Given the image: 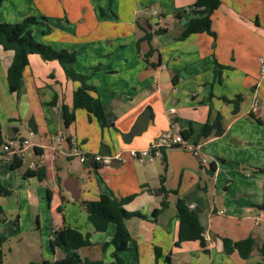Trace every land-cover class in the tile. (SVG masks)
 <instances>
[{"label": "crops", "instance_id": "0c3cea01", "mask_svg": "<svg viewBox=\"0 0 264 264\" xmlns=\"http://www.w3.org/2000/svg\"><path fill=\"white\" fill-rule=\"evenodd\" d=\"M102 1L106 4L110 0ZM246 1H252L251 10ZM8 3L15 11H28L26 16L31 11L42 16L51 15L49 11H62L58 0L0 1L3 6ZM240 3L244 4V11L239 10ZM10 14L14 20L6 21H20L15 13ZM155 16L150 12V17ZM91 17L95 20L96 11ZM136 17L138 35L133 27ZM185 17L178 18L184 20V26L191 15ZM158 18L152 29L146 15L132 12L129 24L133 36L126 58L124 42L117 41L112 48L109 42L113 37L95 35L97 24L89 27L86 19L79 21L76 30L75 26L58 24L53 26L60 32L56 37H51L49 31L38 38L55 49L75 52L74 68L89 75V83L96 87L110 123L105 127L82 108L75 109L73 122L64 124L62 107L72 108L78 83L65 76L56 60L44 61L38 54H30L18 91L10 92L6 74L13 51L0 47V149L8 139L29 142L19 168L12 169L13 159H0V183L11 191L0 196V234L10 229L19 231L21 225H26L34 232H43L49 242L55 231L70 227L90 235V244L78 249L82 258L109 263L114 259V247L105 243L111 240L115 225L110 223L105 231H96L87 217L85 203L97 200L102 193L119 199L133 194L124 208L147 218L125 219L130 240L128 248L119 255L127 264H264L259 252L264 245V0H221L211 16L215 39L203 32L178 40L184 26L171 35L167 27L160 25L163 17ZM157 27L165 31L157 33ZM146 32L151 34L150 41L143 38ZM250 48L253 54L248 65L240 66L231 60L230 55L246 57ZM150 49L153 52L145 60L142 55ZM114 52H118L121 61L106 58L102 66L100 56ZM230 61L235 64L234 74L236 70L239 73L238 81L229 87L217 85L216 63L227 65ZM236 94L242 95V101L234 115L232 104L221 97L231 99ZM254 98L256 109H252ZM170 108L174 111L170 112ZM147 109L150 112L145 130L124 142L123 136ZM217 111L222 114L224 132L202 136L204 123ZM189 126L192 133L184 138L202 145L204 161L183 149H166L163 158L150 163L134 160L126 153L124 162L114 160L109 165L92 159L95 154L113 155L128 148L146 147L164 130L182 134ZM73 136L79 155L70 153ZM81 155L87 156L84 162L79 160ZM32 160L44 168L43 179L25 174ZM161 174L167 193L157 192ZM163 196L167 207L152 217ZM178 197L185 198L198 211L204 226L205 248L198 241L174 245ZM246 237H252L255 243L247 259L236 251L224 253L223 238L237 241ZM155 247L161 252L158 258ZM48 250L42 247L46 251L42 260L63 257L59 248H50L51 255Z\"/></svg>", "mask_w": 264, "mask_h": 264}, {"label": "trees", "instance_id": "16d2710c", "mask_svg": "<svg viewBox=\"0 0 264 264\" xmlns=\"http://www.w3.org/2000/svg\"><path fill=\"white\" fill-rule=\"evenodd\" d=\"M1 1V0H0ZM221 0H195L193 7L188 11L191 15L190 20L186 27H184L177 35L178 40H183L191 34L195 33H207L213 38L216 37L215 32L211 28L212 13L219 7ZM102 14L104 13L101 11ZM187 13L186 10L177 11L175 17L180 18ZM44 25L43 34L49 33L50 29L46 24V17H42ZM40 23L38 18L34 15H28L21 21L17 22H0V47L6 50L13 51V57L11 63L7 69L6 79L10 92H17L22 77L24 68L28 65V57L30 54H38L44 61L56 60L62 67L65 76L77 82L78 85L73 91L72 95V108L68 109L66 106L62 107L64 124L68 126L74 120V111L77 108L85 109L88 114H91L96 118L101 127L110 125L107 121L102 101L99 97L97 89L91 83H89L90 76L87 74L79 73L74 68L76 62V54L73 51L66 49H55L48 44H44L34 40L31 25ZM164 28H157L155 32L163 33ZM144 39L151 40V34L146 32L143 36ZM153 49L144 53L142 56L145 60L151 56ZM159 64V62L151 63ZM218 67L221 65L218 64ZM93 69H98L95 66ZM215 74H219L216 70ZM218 80L221 81L220 76ZM94 93V94H93ZM225 102L232 104V114H237L240 110V102L242 101V95L236 94L231 99L227 97H221ZM209 115H211V109H209ZM253 116V115H251ZM222 114L217 111L214 117L208 118L202 128V136L207 137L210 134L221 135L224 132V126L222 122ZM31 123V121H30ZM192 127L182 133L183 137L187 138L192 133ZM0 139V144H1ZM22 165L21 158L15 156L11 163L12 169H17ZM210 168L214 169V164L210 163ZM165 169V166H164ZM26 175H36L40 180L45 176V170L42 166H39L35 170H27ZM164 176L160 175V187L157 192L167 193L163 187ZM11 191L4 187L0 183V196L9 195ZM134 195H128L123 198H115L106 193L99 195L95 201L85 203V209L87 217L92 223L96 231H105L110 223L115 225V231L111 240L106 245H113V261L104 263L102 261L90 260L82 258L78 253V249L82 246L90 244L89 234H82L80 231L64 227L58 231H55L49 240L50 248L54 250L59 248L63 257L54 261L42 260L41 263L30 262L29 264H127L125 260L119 255V252L128 248V242L130 240V234L125 224V219L131 216H137L141 218H147L140 212L128 211L124 208V204L129 201ZM168 201L166 196H163L160 207L153 209L151 216L155 217L163 208L167 207ZM176 205V217L178 222L177 238L174 245L178 246L184 241H198L202 248H205L206 241L204 237V226L201 224L198 211L189 207L188 201L185 198L178 197L175 202ZM264 208V205H262ZM1 214V209H0ZM4 237L0 236V264H2V251L1 245L4 242ZM223 250L226 254H231L236 251L238 255L247 259L254 246V239L252 237H246L241 240L232 241L227 238H223ZM155 257L158 258L161 254L160 249L155 247ZM259 252L264 256V245H261ZM166 261L169 262V257H166Z\"/></svg>", "mask_w": 264, "mask_h": 264}, {"label": "rangeland", "instance_id": "374dc122", "mask_svg": "<svg viewBox=\"0 0 264 264\" xmlns=\"http://www.w3.org/2000/svg\"><path fill=\"white\" fill-rule=\"evenodd\" d=\"M60 6L62 7V11H49V16H42V14L32 13V11L28 15H35L38 18V25L34 24L31 25V28L34 31V40L38 41L41 39V35H43L42 31L46 27L44 25V20L42 17H46V24L48 25L51 37H56L55 34L59 33V30H55V26L64 25V26H75L76 28L79 27V21L86 19L89 23V27H95L97 24L96 31L94 32L95 35H99L100 38L104 35L108 34V37H113L109 43H111V47L114 48L117 46L115 42H124L125 45V52L123 55L124 58L127 57L128 53L126 51L127 46L130 44L132 40L133 33L130 32L132 29L131 25L129 24L131 20V15L133 11H136L138 14H144L148 17V24L152 29L155 28V25L159 20V16L163 17L161 22V26L167 27L168 30L171 32V35H174L177 31L181 30L184 26V20H178L175 17V13L177 11L186 10L187 13L184 16H188L190 13V9L193 7L192 0H110L107 1L106 4L100 3L102 0H58ZM104 2V1H102ZM248 10L253 8L252 1H246ZM95 6V9L92 7ZM240 11H244L243 7L244 4H239ZM258 6V5H257ZM256 6V8H257ZM21 9L20 11H15V8L8 3L7 5L3 6L0 4V22H8L6 20L13 21L11 19V12L15 13L18 20H22L26 12V10ZM92 11H96V18L95 20L92 19ZM104 12V16L102 12ZM156 11L155 19L150 17V12ZM120 14L117 16V14ZM185 17V18H186ZM188 18V17H187ZM137 21H139L138 17L135 19V23L133 22V27L136 31V34H140V31L137 27ZM94 24V25H93ZM40 25H43L41 27ZM54 26V27H53ZM186 27V25L184 26ZM72 28V27H71ZM158 28V27H157ZM85 32V31H83ZM255 35L254 33H252ZM259 34H262L259 32ZM114 36H119L118 39L114 38ZM40 38V39H38ZM212 39H215L212 37ZM105 44L107 43L106 39L102 40ZM39 42V41H38ZM42 43V42H41ZM46 44V43H44ZM121 49V47L119 48ZM245 50L243 49V52ZM253 49L248 50V54L244 58H240L239 56L230 55L231 60H235L240 66L248 65L252 61V54ZM100 56V54H99ZM118 61L119 63L121 60L120 55L118 52L111 53L107 56H100V61L103 66V63L107 61ZM234 61H230L227 65H222L220 63H216L215 68L219 74H215L216 82L222 84L225 87V84L229 87L235 81H238L239 73L236 70V74H234L233 63ZM114 63H112L113 65ZM218 64L221 67H218ZM96 65V64H95ZM97 66V65H96ZM253 67V63H252ZM237 68H239L237 66ZM215 70V71H216ZM216 73V72H215ZM220 76L221 81L218 80ZM227 81V82H226ZM227 92V91H226ZM232 98V97H231ZM244 120V119H243ZM22 133H24L22 131ZM0 236L4 237V242L1 245L2 251V264H29L30 262H37L41 263L43 257H46V251H42V247H48L49 254V242L46 237H44L43 232L41 234L34 232L33 230L29 229L26 225H21L19 231L13 230H6L0 234Z\"/></svg>", "mask_w": 264, "mask_h": 264}, {"label": "built area", "instance_id": "2783aa9c", "mask_svg": "<svg viewBox=\"0 0 264 264\" xmlns=\"http://www.w3.org/2000/svg\"><path fill=\"white\" fill-rule=\"evenodd\" d=\"M153 14L156 15V11H153ZM260 62L262 59L260 58ZM261 73L264 74V66H261ZM257 100L256 98L252 101V109H256ZM170 112H173L174 109L170 108ZM56 142H60V138L55 139ZM74 147L71 149L70 153L74 155H79L77 148V140L73 136ZM28 140H19V139H8L2 145L0 149V159H13L15 156L21 158L24 157L25 149L28 147ZM166 149H183L192 152L195 156L203 158V149L201 144H194L189 142L183 137L181 133H176L170 129L162 131L153 141L146 147L143 148H128L125 150L117 151L113 155H101L95 154L92 156V159L100 165H109L114 160L124 162L126 160V153L130 158L137 160L142 163L154 162L157 159H161L164 156ZM87 159L86 155H81L79 160L84 162ZM203 160V159H202ZM204 161V160H203ZM40 166L38 161H30L28 164L29 170H35ZM190 208L193 205H189Z\"/></svg>", "mask_w": 264, "mask_h": 264}, {"label": "water", "instance_id": "95a60500", "mask_svg": "<svg viewBox=\"0 0 264 264\" xmlns=\"http://www.w3.org/2000/svg\"><path fill=\"white\" fill-rule=\"evenodd\" d=\"M145 43L148 45V41H146ZM149 112H150V110L147 109L137 117V119H136L134 125L131 127L130 131L123 136L124 142H126V143L130 142V140L133 136L138 135L143 130H145V128L147 126L148 119H149Z\"/></svg>", "mask_w": 264, "mask_h": 264}]
</instances>
